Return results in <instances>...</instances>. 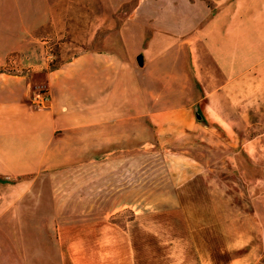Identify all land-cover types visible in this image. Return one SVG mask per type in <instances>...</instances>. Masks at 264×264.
<instances>
[{
    "label": "rangeland",
    "instance_id": "obj_1",
    "mask_svg": "<svg viewBox=\"0 0 264 264\" xmlns=\"http://www.w3.org/2000/svg\"><path fill=\"white\" fill-rule=\"evenodd\" d=\"M34 4L48 22L18 48L15 34H0V47L13 48L0 72L34 76L43 57L49 70L60 68L118 31L138 2L113 12L108 0H0V14H23ZM21 16L11 25L25 24ZM134 20L138 37L156 19ZM248 79L224 105L213 100L219 112L207 117L224 128L197 126L189 148L159 136L138 112L117 140L90 143L63 171L25 178V189L9 196L30 205L18 212L33 222L9 227L24 253H0V264H264V75ZM174 152L192 159L178 186L171 173L179 162L167 160Z\"/></svg>",
    "mask_w": 264,
    "mask_h": 264
},
{
    "label": "crops",
    "instance_id": "obj_2",
    "mask_svg": "<svg viewBox=\"0 0 264 264\" xmlns=\"http://www.w3.org/2000/svg\"><path fill=\"white\" fill-rule=\"evenodd\" d=\"M108 1L117 12L132 0ZM136 1L118 31L60 68L49 70L43 57L34 76L0 72V253H24L9 227L31 221L18 212L30 205L9 196L25 189V178L63 171L90 143L101 148L103 140H117L119 130H128L121 127L128 115L138 112L148 115L159 136L189 148L191 130L218 123L207 117L219 112L214 99L224 105L231 93L244 91L250 76L264 75V0ZM150 3L156 13H150ZM38 14L35 4L23 14H0V34H15V48L23 46L27 34L48 22ZM20 15L25 24L22 19L11 25ZM150 16L156 19L151 33L134 36V18ZM11 50L0 47V66ZM138 56L143 64H137L135 79ZM38 93L49 97L43 109L32 104ZM167 160L179 162L171 173L178 186L190 174L192 159L174 152Z\"/></svg>",
    "mask_w": 264,
    "mask_h": 264
},
{
    "label": "built area",
    "instance_id": "obj_3",
    "mask_svg": "<svg viewBox=\"0 0 264 264\" xmlns=\"http://www.w3.org/2000/svg\"><path fill=\"white\" fill-rule=\"evenodd\" d=\"M48 98L46 94L38 93L32 98V104L36 109H43L48 102Z\"/></svg>",
    "mask_w": 264,
    "mask_h": 264
},
{
    "label": "water",
    "instance_id": "obj_4",
    "mask_svg": "<svg viewBox=\"0 0 264 264\" xmlns=\"http://www.w3.org/2000/svg\"><path fill=\"white\" fill-rule=\"evenodd\" d=\"M136 61H137L138 66H142L143 60H142V57L141 56H138V58L136 59Z\"/></svg>",
    "mask_w": 264,
    "mask_h": 264
}]
</instances>
